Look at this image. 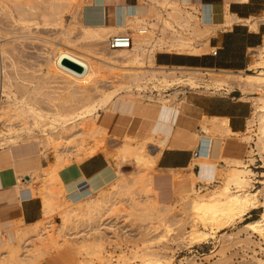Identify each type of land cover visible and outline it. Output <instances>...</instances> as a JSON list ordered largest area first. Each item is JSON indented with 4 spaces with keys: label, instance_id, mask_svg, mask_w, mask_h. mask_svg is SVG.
<instances>
[{
    "label": "rangeland",
    "instance_id": "rangeland-1",
    "mask_svg": "<svg viewBox=\"0 0 264 264\" xmlns=\"http://www.w3.org/2000/svg\"><path fill=\"white\" fill-rule=\"evenodd\" d=\"M99 1L100 0H92V3H90L91 0H0V29L2 30L1 39L3 40L2 42L4 43V48L7 53V72L10 76L11 82L16 87V93L18 96L28 94V97H30L32 95V98L30 97V101L28 100V102H31L30 104H36L35 106H38L37 108L39 109L41 108L40 110L43 112H50L52 114L54 110H57L56 108H58V111L60 112H67V110L77 109L79 108L78 105L81 107L87 101H90L91 98L93 99L95 96L97 97V92L94 93L95 91L102 92L105 89L115 86V84H109V82H111L110 79L114 74L134 72L133 69L129 68L119 70L114 67H109L108 64L104 62L108 61V57L110 58V56H107L109 53L106 51V41L109 36L116 33L108 34L105 37L106 40L99 39L100 42L98 39L93 40L92 38L91 40V38L84 37L82 34L80 29L81 24L84 25L86 20H92L95 17L86 13L88 6L92 7L93 4H97ZM174 1L178 2L177 0ZM106 3L111 5L114 3V0H106ZM179 5L183 10L194 11V8L190 5L189 7L181 4ZM162 6H158L161 13L164 11L166 12L168 8V11H171V9L174 8L171 5ZM194 12L197 13L198 9ZM153 13L154 15L156 14L155 12ZM161 13L159 12L160 16ZM53 14L60 16L61 20L57 24H55L54 21H49L48 23L45 22L44 19ZM166 15L167 13L165 14V17ZM159 18L160 17H158V19ZM258 18L261 21L260 23L264 24V7L259 13ZM201 36L203 35H193L191 38L192 42L197 45L201 41ZM261 45H264V40ZM199 46L201 45H198V48ZM94 50H96L97 53L94 52ZM210 50L211 48L208 47V44H205L200 47V50H195L194 48L191 50L188 48L187 50L178 51L157 50L154 52V56L156 54L165 53L171 56L186 57L190 54H201L203 52L210 53ZM100 51H103V53ZM256 53L257 52L254 50L250 51L247 63H250L251 66H253V61L256 58H259L257 55H254ZM210 57L214 58L222 65L234 62H229V54L227 56H220L217 54L216 56ZM63 58H67L81 65L83 67V72L79 73L63 66L61 64ZM150 66L152 68H156L154 63ZM253 67L255 68L256 66ZM112 69L117 72L115 73ZM226 71L237 73V71L232 70ZM139 72L146 71L143 70ZM240 72H242L241 74H244L249 71H247L246 67L243 66V69L240 70ZM188 74L189 73L186 75ZM192 75L199 77V79L201 78L198 83L199 85L204 86L203 89H205L206 86H211L210 90H208V87H206V90L194 91L193 89L189 90L188 88H184L183 90L186 92L182 93L181 91H173L172 87L163 88L162 94L164 101L157 100L160 99V97H154L153 95L148 96L149 93L144 92H141L140 95L137 93L128 95L120 94L114 99L113 106L119 108L120 106L127 105L129 102L133 103L138 101L143 106L141 112L137 116L115 117L114 115H110L108 110H105L106 112L99 111L100 118L108 122L106 127L107 130L97 132L92 134V136H88L86 133H81L80 127H82V124L76 123L75 126L71 128L70 123H66L64 126L65 128H63L61 124L57 123L55 126L57 132L59 131L58 134H60L54 137L52 143L46 146L42 144L35 145L31 151L32 154H30V156L33 157L34 160H37L39 164V168L35 169L36 173L34 172V174H38L39 177L32 179L33 182L30 181L28 184L25 182V180L29 178L28 175L31 174L32 177H35L33 170L28 169L20 174L23 178V183L20 184L22 189L30 186L29 189L31 188L33 191L36 189L41 191L43 188L44 189L41 192H46L49 189V192L51 189L53 190L51 191V194L53 195L52 199L54 198L53 204L55 205V208L47 218H45L44 215V218H42V222L50 220L53 223L52 232H50V236L47 238H39L38 240L36 238V234L30 232L26 234L22 241L19 240V232L22 230H29L30 226H20V223L16 222L13 228V231L15 232V240L11 243L12 241L10 238H8V240L3 239L4 244L0 245V254L3 255L4 253L6 256H9L10 254L11 256L9 257L11 258L15 256H23L22 262H24L22 264H141L142 254H146L148 256L153 254L155 256L156 254V256L158 255V257L163 259V264H264L263 240L257 235V233H254L252 230L245 227L246 223L259 218L264 208L259 207L250 211L246 215L235 218L226 223V226L219 230L212 229L213 231H211L210 226L203 227L200 224H196L194 225L196 229L203 230L208 233L211 232V235H209V237L203 242L189 243L188 239H186V234L191 230L193 225L189 219V211L183 207L184 199L181 197L179 198V194H175L169 200L170 206L168 202H162L165 205L164 206L161 202L156 201V191L152 189L150 185L144 187L143 184L146 179L148 180L152 177V175L158 174H173L176 177H182L180 178L182 183H190L191 178L189 177V174L193 172L191 170L192 168L189 167L190 169L185 170L160 169L157 167L156 162L155 164H146V161L138 163L132 156L125 154L123 158L120 153L121 146L128 143L137 151L138 149H142L141 151L147 159L150 160V158H154V145L160 140L154 139L152 134L148 135L146 128L154 122L161 105H169L168 107L174 106L175 108H179L185 100V95L188 97H195L199 93L228 94V92L233 88L222 86L218 89L219 91H214L215 89L213 88L212 83L208 82L211 81L208 77L213 76L214 74L211 75L205 70H198L196 73H192ZM220 76L223 75L220 74ZM207 79L208 81H206ZM200 82L202 83L200 84ZM35 83L38 85L34 87ZM181 87L182 86L178 87V89ZM238 88L240 89L244 99H247L251 105L250 119H252L254 118L255 109L254 98L263 94V91H244L240 87ZM31 91L35 93H32ZM80 91H84L86 93L88 92L87 94H89L91 98L87 101L84 99L82 100L81 98H83V96L80 94ZM70 93L74 95L70 96ZM179 115L182 116V113L180 112ZM17 118L18 117H12L10 119L14 129H16L20 135L18 138L19 147H17V149L41 142L40 140L43 139L44 134L40 128L42 123H40L37 128L33 127V131H26L24 130V126H28L32 120L31 117H29L28 114H23L22 117L21 115L19 116L18 120ZM87 121L89 122L87 119L84 120L83 123L85 124ZM47 122L48 121H44L43 124H46ZM206 122L207 119L203 118L199 123V127L201 126V123L203 124ZM1 123L2 122L0 121V133L6 130L3 123ZM50 131L48 127L46 132L49 133ZM26 132H29L31 135L27 133L26 137ZM123 132L127 137L130 136L129 138L132 139L123 138ZM256 132V125L254 122L247 124L246 129L242 133L220 134L225 142L227 139V143L231 140L235 143V148L240 149L238 153H235L234 151L231 155H237L238 157H235L240 158L241 164L243 162L248 164L251 174L249 181L250 184H248L250 187L248 186L247 190L250 192L262 191L264 185V165L259 157V154H256L257 150L255 149V141L257 138ZM195 133H198V137L201 136L199 131L196 130H194L193 134H189L193 137L192 148L196 143ZM11 135L14 136V134ZM4 136L5 134L3 136L0 135V140ZM34 136H36V138ZM160 137V135L156 136V138ZM204 137H209L208 139L211 141L214 134H212L211 131H204ZM19 139H22L21 141L23 142H20ZM96 145L97 147H100L96 154L103 155L107 159L108 165H110V167L112 166L111 168L118 172L119 180L117 179L115 181L122 185L121 188H118L120 193H115L113 191V188H116V182L112 181L111 184L113 185L108 184L101 191L93 193V198L95 199L101 194L108 195L110 199L109 202L106 203L107 207L106 205L104 206V208L106 207L108 211H105L104 215L100 219L94 216V218L92 217L93 221L88 224L84 222V219L86 218L83 217L81 213L76 212L71 215V217L69 216V221L61 227L60 225L62 224V219L60 213L61 209L66 205L68 199H66V183H64L61 179L60 171L68 166L83 161L86 149ZM79 146L81 151L79 150ZM68 147L70 149H68ZM162 147L163 146L159 148L160 151L164 149V147ZM66 152L67 154H65ZM2 153L4 152L0 149L1 157L4 156L1 155ZM224 155L227 156L230 154L226 153ZM56 156L60 158V163L57 162L58 157ZM205 160L203 158H199L197 163L200 166H209L210 173L213 175L211 179L207 178L209 182L206 186L207 189L205 186L204 188L203 186L200 188L202 194L208 195L214 187L217 188V186L221 185L223 175L231 169L229 167L231 164H226L221 159L207 158ZM50 164H53V166ZM194 171H196V169H194ZM45 173L47 176L44 177L43 174ZM26 184L29 186L26 187ZM199 185L200 182L196 181L195 187L197 188ZM45 187H48L49 189L46 190ZM231 191L234 190L231 189ZM113 192L114 194H112ZM34 194L35 193L33 192L32 197L37 196L42 202V194ZM151 200H153V202ZM258 201L259 204L263 201L262 194H258ZM166 205H168V207H166ZM151 207L154 209L148 212L146 209H150ZM143 209L146 211H143ZM161 216H164L165 220H168V222L170 221L171 226L173 225L171 227L172 230L169 233L165 232L163 221H158V218H161ZM77 218L79 219L77 220ZM95 220L97 221L95 222ZM41 227L43 228V225H41ZM57 227H60L59 229L61 231L58 230ZM212 227L214 228V225ZM30 237L35 238L30 239ZM24 240H27L28 243H24ZM22 243L23 245L26 244L29 247L26 246L27 248L25 247L23 249ZM98 243L100 244V247L97 246ZM8 256L5 257V259L7 258L6 260L4 259L3 261H0V264H13V261L9 262V260L11 261V258Z\"/></svg>",
    "mask_w": 264,
    "mask_h": 264
},
{
    "label": "bare ground",
    "instance_id": "bare-ground-1",
    "mask_svg": "<svg viewBox=\"0 0 264 264\" xmlns=\"http://www.w3.org/2000/svg\"><path fill=\"white\" fill-rule=\"evenodd\" d=\"M142 1L143 2L137 4V3H133V0H124L123 4L116 5L115 11H114V17H115L114 26H112V27L104 25V14H105L104 10L105 9L103 8V6H95L94 10H92V12H91V14L95 17L92 20H88L84 25L81 24L80 29L82 31L83 36L89 37V38H91V40H92V38H93V40L94 39L106 40L105 37L110 33H116V34L117 33H129L132 37V45L129 48H117V49H112V50L107 48L106 51L109 53V55H107V56H110V58L108 57V61H104V62L107 63L109 67H114V68L119 69V70L124 69V68H129V69H133L134 72L122 73V74L118 73L117 74L116 73L117 71L112 69L113 71H115L116 74H114L113 77L110 79L111 82H109V84L110 83L115 84V86H113V87L110 86L111 88L108 87L109 89H105L102 92L101 91H95L94 93L97 92V97L95 96L93 99L90 97L89 94H87L88 92L86 93L84 91L83 92L80 91V94L83 96V98H81V99L82 100L84 99L87 101L91 98L90 101H87L85 104L83 103L84 105L81 107H80V105H78L79 108H77V109L69 108L71 110H67V112H63V111L60 112V111H58L59 109L56 108L57 110H54V112L51 114L50 112H43L42 110H40L41 108L39 109V108H37L38 106L37 107L35 106L36 104L35 105L33 103L30 104L31 102L29 103L28 100L32 96L31 94L35 93V92L31 91L32 93L30 94L31 95L30 97H28V94H23L22 96L17 95L16 87L11 82L10 76L7 72V66H8L6 64L7 53H6V50L4 48V43L2 42L3 40L1 39L2 38V33H1L2 30L0 29V121L3 123L4 128H6V130H4L2 132L5 134V136L2 137L0 140V149L3 150V152H4L3 154L8 158V160L11 158H15V157L19 158L22 156H24V157L30 156V154H32L31 151L34 148L33 146H35V145L42 144V145L46 146V145L51 144L52 141L54 140V137L60 134V133L58 134L59 131L57 132V129L55 126L57 123L61 124L63 128H65L64 126L66 123H70L71 128H73L76 123L82 124V127H80L81 133H84V134L86 133V135H88V136H90V135L92 136V134H95V133L101 132V131L103 132V131L107 130L106 127L108 125V122L106 120H102L100 118V112L99 111L106 112L105 110H108L110 115H114L115 117L120 116V115L116 114L118 109H122L124 111H127L128 103H127V105L120 106L119 108H116L115 106H113L114 105V99L117 96H119L120 94H127L128 95V94L137 93L138 95H140L141 92H144V93H149L148 96L153 95L154 97H160V99H157V100L162 101L164 99L163 94H162L163 88H171L172 87L173 91H175V92L181 91L182 93L186 92L185 90H183L184 88H188L189 90L193 89V91H194V90H206V87H208L209 88L208 90H210L211 86H206L205 89H203L204 86L199 85V83H198L201 78L199 79V77H195L194 75H192V73L194 74V72L196 73V71H198V70H194L192 68L191 69L181 68V67H172V68L166 69L164 67H158L157 66L156 68H154V67L152 68L150 65H152V63H153L154 52L157 50H159V51L160 50L178 51V50H187L188 48H189V50H191L193 48L195 50H197V49L200 50L201 46H199V48H198V45L205 44L207 40L204 41V39H203L197 45H195V43L192 42L191 38L193 35H195V36L196 35H203L204 36V34L207 32V30L210 31L209 30L210 28L208 26L211 23L205 22L200 14H199V16H197L196 14L194 15L191 12L183 10L182 8H180L179 4L183 3L180 1H178V2H176L174 0H142ZM240 1H246V0H240ZM156 4L161 5V6L162 5H171L174 8L173 9L170 8L171 11H168L169 8H168V10H166V8H165L166 12L164 11L165 13L164 12L161 13V11L157 10ZM162 7H164V6H162ZM203 7L204 6H201L200 10L206 11L207 16H205L204 18L206 20H208V19H210V13H209V11L205 10ZM151 9H153L152 12L150 11ZM153 12H155L156 14L154 15ZM159 12L161 13V16L159 15ZM166 13H167V15L165 17ZM203 15H204V13H203ZM158 17H160L161 19L160 18L158 19ZM44 20L47 23L49 21L50 22L54 21L55 24H57L61 20V17L53 14L51 16H47ZM230 23H231V18L227 13V15L225 16V23L224 24L229 25ZM210 27H212V26L210 25ZM250 27H252V26H250ZM213 28H214V26H213ZM142 29L145 30V33H140L142 31ZM99 42H100V40H99ZM92 46H94V45H92ZM104 49H106V48H104ZM254 51L257 52L254 55H257L259 58H256L252 63L253 66H256L255 68L253 66H251L250 63L246 64V70L249 71L248 73L241 74L242 72H240V71L239 72L237 71V73H236V72H231V71H226V70L225 71L224 70H208V71L206 70L207 73H210L211 75L214 74L213 76L208 77L209 80H211V81H208V79L206 81L212 83L213 88L215 89L214 91H217L222 86L240 87L244 91H248V90H255V91L257 90V92L263 91V94L258 95L254 98V100H255L254 118H252V119L249 118L248 124L255 122L256 131H257L256 132L257 138L255 141V149L257 150L256 154H259V157L261 158V161L264 165V45L257 47ZM94 52H96V50H94ZM101 53H103V51ZM84 64H85V62H84ZM90 65L93 66L92 64H90ZM143 70L146 72H139V71H143ZM128 71H130V70H128ZM187 73H189V74L186 75ZM220 74L223 76H220ZM201 83L202 82H200V84ZM37 85L38 84L35 83L34 87ZM39 85H41V84H39ZM180 86H182V87L180 89H178V87H180ZM72 93H70L71 94L70 96L74 95ZM248 98H250V97H248ZM62 108H64V107H62ZM52 109H53V107H52ZM50 111H52V110H50ZM23 114H28V116L31 117V119H32L31 122L28 124V126H24L25 127L24 130L31 131L33 127L37 128L39 126V124L42 123L40 128L44 134H43V139L41 138L42 140H40L41 142L35 143L32 145H28L27 147H22L21 149H17V147H19L18 146L19 145L18 138L20 135L16 131V129H14L13 124L11 123L10 119L12 117H15V118L18 117L19 118L20 115L22 117ZM121 117H123V116H121ZM18 118H17V120H18ZM24 119H26V118H24ZM87 119L89 120V122L87 121L84 124L83 123L84 120H87ZM44 121H48V122L46 124H43ZM154 125H155V123H154ZM167 125H169V123ZM200 125H201L200 129L202 131H205V132L211 131L212 134H214V137H212V139H211L212 140V152L210 153L209 158L221 159L226 164H231V165H229V167L231 169L229 168L230 170H228L223 175L221 185L220 186L216 185L217 188L214 187V189L208 195L201 193V189H200L201 186H203V188L205 186V188H206V186L209 184L208 179L206 177H204V175H203V173H205V171H207L208 173L210 172V167L206 166V165L201 166L202 167L201 172L198 175L196 173H193V172H191L189 174L190 175L189 177L191 178L190 183L189 182L188 183H186V182L182 183L181 182L182 180L180 179L182 177L179 178L178 176L176 177L173 174L172 175H169V174L160 175V174H158V175H152V177L150 179L145 180V183H144L145 185L143 184L144 187L150 185L152 187V189H154L156 191L155 195L157 196V198H156L157 200L156 199L155 200L157 202H161V204H163L164 202H168V204H169L170 203L169 200L175 194H179V198L181 197L182 199H184L183 207H184V209H187L189 211V215H190L189 219L193 225L191 227V230L188 231V233L186 234L187 236L185 235L186 239H188L189 243H191V242H195V243L203 242L209 237V235H211V232L208 233L206 231L196 229V227L194 226L196 224H198V225L200 224L203 227L210 226L211 231H213L212 229L219 230V229H222L224 226H226L225 225L226 223L232 221L235 218H239L243 215H246L250 211L255 210L259 207L264 208V185H263L262 191L250 192L247 190L248 186L250 187V185H248V184H250L249 181H250L251 170L249 169L248 164H245L244 162L241 164L240 158H237L238 157L237 155H235L237 157H235L234 155L233 156L231 155V153H233L234 151H235V153H238L240 151L239 148H235V143L231 140H229L231 142L228 141V143H227L228 139L226 140V142H224V140L222 139V137L220 135L222 133H227V134L232 133L228 124H227V119H225V118L218 119V117L217 118H211L208 124L207 123H203V124L201 123ZM48 127H49V131L51 130L49 133L46 132ZM59 128H61V127H59ZM59 128H58V130H59ZM22 130H23V127H22ZM2 133H0V135L3 136L4 134H2ZM27 133L29 135H31L29 132H26V137H27ZM11 134H14V136H12ZM123 134H124V132H123ZM123 134H122L123 138L128 139L130 137V136L127 137L125 134L124 135ZM218 135H220V136L218 137ZM34 137L36 138V136H34ZM148 137H150V136H148ZM197 137H198V133L197 134L195 133L196 141L198 139ZM22 139H23V137H22ZM129 139H132V138H129ZM21 140L19 139L20 142H23ZM161 142H162V140H161ZM161 142L158 141L157 144H155V145H160L158 147H161V145H162ZM54 143H56V142H54ZM84 146H82V147H84ZM194 146H195V144H194ZM68 149H70V148L68 147ZM80 149L81 148L79 146V150ZM99 149H100V147L99 146L97 147V145L91 146L90 148L86 149L83 158L86 159V158H89V157L95 155ZM79 150H77V151L80 152L81 150L80 151ZM141 150L138 149V151H137L135 148H132V146H130L128 143H125L124 145L121 146V152L120 153H121L123 158H124L125 154L132 156L133 159L138 163L146 161L147 162L146 164H148V163H150V164L154 163L155 164L157 157H158V154H159L158 152H160V151H158V152L156 151L157 153H153L154 158H150V160H149L145 157V155L142 153ZM146 150H148V149H146ZM149 152H150V150H149ZM70 153H72V152H70ZM226 153L230 154V155H227V156L224 155ZM59 154H57V155H59ZM65 154H67V152ZM62 155H64V154H62ZM114 156H116V155H114ZM56 157H58V156H56ZM59 159L60 158L58 157L57 162H59ZM112 159H113V156H112ZM197 159L198 158H196L194 160L197 161ZM205 162H206V160H205ZM51 166H53V164ZM42 171H43V169H42ZM34 172L36 173V170L35 171L33 170V174H34ZM28 174H30V173H28ZM45 174H43L44 177L47 176V174L46 175ZM41 175H42V173H41ZM34 176L35 177H32L31 174L28 175L29 178L27 180H25V182L29 184L30 181H32V179L39 177L38 174H34ZM118 177H119L118 172L116 170H113L111 167H108L107 170L104 171L102 174L98 175L95 178H92L89 181L81 178V179L74 180V181L68 183L67 185H65V191L67 192L66 193V199H68V200H67L64 208L61 209L60 215H61V219H62L61 220L62 224L60 226L62 227V225L67 223L69 221V218L71 217V215H73L76 212L81 213L83 215V217L86 218V219L83 218L84 222L88 223V224L91 221H93L92 217L94 218V216L97 217L98 219H100L104 215L105 211H108V209L106 208L107 207L106 203L109 202L110 199H109L108 195H104V194H101L100 196H98L95 199V198H93V193L101 191L108 184L113 185V184H111L112 181L116 182V188H117L116 189V188L112 187L113 191L115 193L119 192L120 190L118 188H121L122 185L119 184L117 181H115L118 179ZM22 180H23L22 177L17 178L16 189L19 188L20 184L23 183ZM196 181L200 182V185L197 188L195 187ZM179 182H181V183H179ZM28 184H26L25 186L26 187L29 186ZM124 186H126V185H124ZM29 187L18 190V194L20 196L19 198L32 196L33 192L35 194L36 193L42 194L41 195V196H43V198H42V212L43 213L42 214L44 215L45 218H47L55 208V205L53 204L54 198L52 199L53 195L51 194V191H53V190L51 189V191L49 192L50 189L48 187H45L46 190L49 189L46 191L48 193H46V192H41L44 188L41 191L37 190V189L33 191V189H31V188L29 189ZM129 188H130V184H129ZM231 189H233L234 191H231ZM114 192L112 194H114ZM86 193H88V194H86ZM258 194H262L263 201L261 202V204H259V201H258ZM151 198H153V197H151ZM112 200H113V198H112ZM151 201L153 202V200H151ZM148 203H150V202H148ZM111 204H112V202H111ZM105 205H106V207L104 208ZM145 206H146V204H145ZM145 206H143V207H145ZM169 206H170V204H169ZM166 207H168V205H166ZM151 208L150 209L145 208V209L149 212V211L154 209V208H152V209ZM139 209H140V207H139ZM145 209H143V211ZM160 211H158V212H160ZM163 217L162 216H161V218L157 217L158 221L159 222L163 221V226L165 227V232L169 233L172 230L171 227L173 225L171 226L170 221L168 222V220H165V217L164 218ZM78 219L79 218H77V220ZM81 219H82V217H81ZM97 220H95V222ZM42 221H43V219L31 224L29 227V230L27 229V231H23V230L20 231L18 234L19 240L23 241V238L26 236V234H28L30 232L36 234L37 240L39 238H47L48 236H50V232H52L53 223L50 220L45 221V222H42ZM180 221H182V220H180ZM186 221H187V219H186ZM181 224H183V223H181ZM41 225H43V228L41 227ZM213 225H214V228L212 227ZM89 226H91V225H89ZM193 227H195V228H193ZM245 227H247V229H249V230H252L254 233H257V235L264 242V209H263V212L261 213L259 218L246 223ZM59 228L57 227L58 230H60ZM53 231H55V230H53ZM34 238L30 237V239H34ZM27 240H24V243H28ZM25 241H27V242H25ZM39 242H41V241H39ZM26 246L29 247L28 245H26V244L23 245V243H22L23 249ZM97 246L100 247V244L98 243ZM21 252H23V251H21ZM99 252H101V251H99ZM15 253H16V250H15ZM15 253H13V254H15ZM15 255H17V254H15ZM7 256L4 253H3V255L0 254V261H3L5 259V257H7ZM9 256H11V255L9 254ZM15 257H13V258L9 257V258H11V261L9 260V262L13 261L12 262L13 264H22L24 262V261L22 262L23 256H18V257L15 256ZM141 258H142L141 264H163V259H161V257H158V255L156 256V254H155V256H154V254L151 256H148L146 254L145 255L142 254Z\"/></svg>",
    "mask_w": 264,
    "mask_h": 264
},
{
    "label": "crops",
    "instance_id": "crops-1",
    "mask_svg": "<svg viewBox=\"0 0 264 264\" xmlns=\"http://www.w3.org/2000/svg\"><path fill=\"white\" fill-rule=\"evenodd\" d=\"M177 1L183 2L181 5H186V7L190 5L194 8V11H197L201 6H204L203 8L209 11L211 20L204 18L207 16L206 11H199L204 21L211 23L210 25L212 26H208L210 31L207 30V33L201 37V40H207L204 43L208 44L209 48H217L220 56H227L229 54V62H234L231 64L225 63L224 65L219 64L214 58L210 57L208 52L190 54L186 57L162 53L156 54L153 58V63L156 67H181L202 71L216 69L240 71L247 64L250 51L261 46L264 40V24L260 23L261 21L258 18L259 13L264 7V0ZM141 2L143 1L133 0V3L139 4ZM90 3H92V0ZM123 3L124 0H114V3L110 5L106 3V0H100L97 4H93L92 7L88 6L86 13L92 15L91 12L95 6H103L105 9L104 25L112 27L115 20V7ZM158 6L160 5L156 4L157 10L160 11ZM150 11L152 12L153 9ZM194 11L189 12L195 15L196 12ZM227 13L231 18L229 25L224 24ZM184 97L185 100L179 108L161 105L154 122L147 126L146 131L148 135L152 134L154 139H159L160 142L162 140L161 146L164 145V149L161 151L158 145H154V153L160 151L156 160L158 168L185 170L191 167L193 173L195 172L198 175L202 167L192 157V151L195 146L192 148L193 137L189 134H193L194 130H196L204 135V131L199 127L200 121L206 118V123L208 124L211 118L217 117L218 119H227L231 134L242 133L246 129L251 115V105L247 99H244L238 87H233L228 94L199 93L195 97H188L187 95ZM142 107V104L138 101L129 102L127 111L118 109L116 114L124 117L137 116L141 112ZM180 112L182 116L179 115ZM167 122L169 125H167ZM157 135L161 137L156 138ZM211 152L212 140L210 141L209 139L208 155L202 158L209 159ZM1 155L4 154L2 153ZM108 167L110 165H108L107 159L103 155L95 154L77 164L64 168L60 171V177L66 184L81 178L89 181L102 174ZM37 168H39L38 161L34 160L31 156L15 157L9 160L5 155L3 157L0 156V236L3 237H0V245L4 244L3 239L8 240L10 238L11 243L14 242L15 232L13 228L16 222H19L20 226L26 227L43 218L41 199L37 196L19 198L18 190L22 189V187L16 189L17 178L21 177L20 174L25 170H35ZM203 175L208 179H211L213 176L207 171Z\"/></svg>",
    "mask_w": 264,
    "mask_h": 264
},
{
    "label": "built area",
    "instance_id": "built-area-1",
    "mask_svg": "<svg viewBox=\"0 0 264 264\" xmlns=\"http://www.w3.org/2000/svg\"><path fill=\"white\" fill-rule=\"evenodd\" d=\"M200 8H198V12L196 13L197 16H199ZM140 33H145V30L142 29ZM107 48L117 49V48H129L132 45V37L129 33H117L113 34L108 37L106 41ZM210 56H216L218 54V49L215 47H212L210 50ZM246 67V65H245ZM208 149H209V139L207 137H204V135L201 133V136L198 137L196 141V145L192 151V157L194 159L199 157H207L208 155Z\"/></svg>",
    "mask_w": 264,
    "mask_h": 264
},
{
    "label": "water",
    "instance_id": "water-1",
    "mask_svg": "<svg viewBox=\"0 0 264 264\" xmlns=\"http://www.w3.org/2000/svg\"><path fill=\"white\" fill-rule=\"evenodd\" d=\"M61 64L65 67H67L68 69H71L73 71H76V72H83V67L67 58H63L62 61H61Z\"/></svg>",
    "mask_w": 264,
    "mask_h": 264
}]
</instances>
